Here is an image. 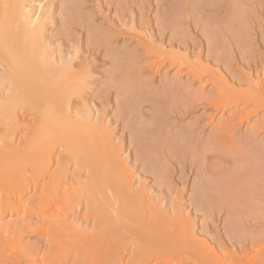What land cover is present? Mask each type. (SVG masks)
<instances>
[{
	"label": "rangeland",
	"instance_id": "obj_1",
	"mask_svg": "<svg viewBox=\"0 0 264 264\" xmlns=\"http://www.w3.org/2000/svg\"><path fill=\"white\" fill-rule=\"evenodd\" d=\"M24 1L80 78L49 131L106 142L49 166L28 140L44 116L0 107V264H264V0ZM100 161L106 213L81 166ZM65 222L81 233L59 241Z\"/></svg>",
	"mask_w": 264,
	"mask_h": 264
},
{
	"label": "bare ground",
	"instance_id": "obj_2",
	"mask_svg": "<svg viewBox=\"0 0 264 264\" xmlns=\"http://www.w3.org/2000/svg\"><path fill=\"white\" fill-rule=\"evenodd\" d=\"M28 5L24 0H0V61L4 68L3 72L0 73V93L9 85L12 87L9 91L8 98L0 102V107L7 119L14 120V123L18 119L16 113L18 109L31 112L39 117L44 116L36 119L37 121L29 126L28 140L33 147L39 150L40 156L45 161L44 164L50 166L52 165V149L57 143L69 141V144L75 150L74 153L76 156H73L77 158L79 155L77 148L82 144L81 142L84 143V146L87 145L84 151L88 153L89 149L96 150L106 140L101 138V135L93 130L81 131L79 128L74 129L75 138H70L59 133V135H53L49 131L58 120L60 121V119L66 117V112H63V108L71 101L72 96L80 88L78 82L80 78L76 77L74 80L71 79L74 71L71 67L67 66L64 60L60 62L62 60L59 59L60 57L55 60L52 59L53 55L51 56L49 54L47 47L43 45L44 42H41L40 33L43 20L42 18L37 19L36 14L33 16L32 10ZM177 37L179 36L177 35ZM186 37L187 34H182L179 37L180 41L181 38L186 40ZM184 40L181 43H184ZM185 45L183 47H186ZM211 56L217 57L215 55ZM217 61L219 62V59ZM50 67L51 70H49ZM52 103H58L60 107H57L58 109L51 108ZM1 140L2 138L0 137V142ZM9 140L6 139V141ZM73 156L68 155L66 157L63 168H65ZM81 166L88 168L93 176L84 184V186H90L92 188V196L89 200L90 207L95 211L106 213L108 206L111 204V200L105 194L104 186L107 187L116 183L109 181L110 185H107V181L103 182L100 179H96V176L100 174V171L105 166H109V162L100 161L91 164L82 162ZM50 184L51 186L57 185L58 181L50 182ZM118 187L121 189V194L123 196L126 194L127 196L124 197L122 202L126 210L129 211L136 204L132 202L133 205H131L129 202L130 198H133L135 195L128 194L124 191L125 188H128L124 186L123 182ZM51 194H55V188L53 187ZM81 196V192L78 191L72 199L77 200ZM103 217L99 219L98 224H104L111 220L108 215H103ZM64 225V230L61 232L63 235L59 236V241H65L64 239L69 240L76 233H81L80 230L67 222Z\"/></svg>",
	"mask_w": 264,
	"mask_h": 264
}]
</instances>
